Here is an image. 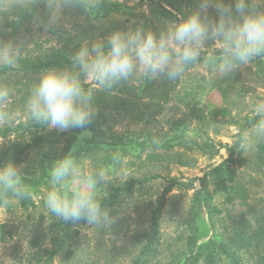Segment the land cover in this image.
Here are the masks:
<instances>
[{
  "label": "rangeland",
  "instance_id": "obj_1",
  "mask_svg": "<svg viewBox=\"0 0 264 264\" xmlns=\"http://www.w3.org/2000/svg\"><path fill=\"white\" fill-rule=\"evenodd\" d=\"M97 1L121 6L114 10L92 11L90 6ZM178 1L186 6L187 0ZM195 3L191 10L197 7L198 0ZM252 3L264 8L260 0H252ZM50 11L59 15V24L51 28L45 26ZM185 11L186 14L189 12ZM178 15L182 14L164 3L156 5L141 0H8L0 4V40H15L22 44L23 57H35L57 47L60 39L78 49L115 31L140 28L159 35ZM205 49L200 62L189 65L182 77L170 80L176 88L156 118V125L134 122L120 112L104 113L96 109L95 118L85 129H70L64 133L47 130L43 148L29 150L23 163L16 164L21 168L22 176L26 175V170L48 169L47 161L53 163L59 153H74L76 156L72 159L86 173L101 167L108 170L111 180L96 186L97 199L109 184L143 175L158 174L160 177L146 189L147 194L143 191L122 207L109 210L111 223L101 225L83 221L68 224L53 216L44 204L50 184L33 193L35 208L24 210L18 198L12 199L0 206V264H32L33 254L37 250L56 248L68 228L71 233L78 234L73 241L66 242L55 264H133L142 248L138 236L149 231L151 203L162 193L169 179L186 185L194 181V185L190 189L174 190L168 196L161 221V241L143 264H189L186 262L189 257L187 242L195 229L199 231L198 246L203 251L197 264H205L206 256L216 250L210 245L212 241L223 242L234 251L229 239L233 230L244 221L250 223L252 232L259 230L264 235V133L255 127L244 132L243 142L236 150L239 153L235 155V163L230 162L214 172L229 158L228 149L238 141L239 127L235 123L255 115L254 105L264 101V65L255 57L222 76L203 62L206 53H215L219 49L212 41L207 42ZM144 79L139 74L134 75L129 79V85L140 93ZM11 81L14 84L10 99L0 106V110L12 113L13 119L0 124V130L31 121L26 101L35 83L19 77H12ZM143 134L175 141L183 134L186 139L203 146L205 152L187 151L195 159L194 165L188 167L167 161L154 167L144 165L146 155L140 158L129 144L130 139L141 142ZM114 137L121 138L124 145H114ZM87 139L96 142L89 144ZM19 143L26 147L32 143L31 135L18 137L11 133L6 138L0 136V165L7 162L1 161L3 156ZM182 151L186 152L185 149ZM230 170L249 189L250 198L245 203L225 202ZM121 171H127L129 175L121 176ZM71 190V184L61 189L68 193ZM210 209H216L218 213L211 216ZM1 234L4 240H1ZM35 240L39 243L37 248L33 246ZM239 255L243 263L253 264L250 254L241 252ZM217 264L234 263L223 255L218 257Z\"/></svg>",
  "mask_w": 264,
  "mask_h": 264
},
{
  "label": "clouds",
  "instance_id": "obj_2",
  "mask_svg": "<svg viewBox=\"0 0 264 264\" xmlns=\"http://www.w3.org/2000/svg\"><path fill=\"white\" fill-rule=\"evenodd\" d=\"M58 24L59 15L50 11L45 26ZM208 41L219 49V55L208 52L203 62L222 76L264 56V8L252 0H198L197 7L178 15L159 35L138 28L115 31L85 44L71 54L70 68H50L40 74L26 101L28 117L57 133L85 129L97 114L93 107L95 90H111L137 74L145 79L180 78L189 65L201 61ZM22 54L21 43L0 40V67L16 65ZM85 83L90 87H84ZM9 99L10 90L0 86V106ZM253 112L262 117L255 128L264 133V101L257 102ZM12 119V113L0 110V124ZM49 172L44 204L53 216L73 224L111 223L108 210L95 194L98 184L111 180L106 168L86 173L66 156L56 160ZM119 175L129 173L121 171ZM68 184L72 185L70 193L62 192ZM9 192L18 198L29 195L21 168L11 161L0 165V193Z\"/></svg>",
  "mask_w": 264,
  "mask_h": 264
},
{
  "label": "trees",
  "instance_id": "obj_3",
  "mask_svg": "<svg viewBox=\"0 0 264 264\" xmlns=\"http://www.w3.org/2000/svg\"><path fill=\"white\" fill-rule=\"evenodd\" d=\"M6 1L8 0H0V4H4ZM141 2H149L156 5H162V3H164L182 15L186 14L185 10H187V12L190 11L191 7H194L196 4L195 0H187L185 7L183 6V3L178 0H141ZM225 2L228 3L230 0H225ZM120 6L121 4L119 3L97 1L90 6V9L92 11L99 12L102 10H114ZM76 50L77 48H72L68 41L60 39L58 46L52 47V49L48 52L35 57L21 56L16 65H13L12 67L0 68V86L7 87L11 92V87L14 84V82L11 81L12 77H19V79L22 80L28 79L36 83L40 74L45 70L50 68H70V56ZM214 54L219 55V51ZM257 58L264 65V56H258ZM129 84L130 81L128 80L121 82L111 90H95L93 107L98 111H103L104 113L106 111L109 113L110 111H115L116 113L120 112V115L123 114L124 117L130 118V120L137 123L142 122L148 125H156L158 123L156 118L163 112L165 105L169 102L171 93L176 88V85L171 83V81L167 78L144 79L142 89L140 93H138ZM84 87L87 88L90 87V85L84 84ZM261 118L262 117L255 115H249L246 116L242 122L235 123L239 127L238 141L235 146L228 149L229 158L225 160L224 163L216 167L214 172H218L224 165H227L230 162L235 163V155L239 153L236 152V150L243 142L244 132L252 127H255L258 120ZM47 130L48 129L46 127L37 125L32 121L27 123L21 122L14 127L5 126L4 129L0 130L1 137L6 138L11 133L16 134L18 137L30 134L32 143L27 144L26 147H24L22 143L12 146L9 152L3 156L1 161H11L18 165L23 163V159L27 158L29 155V150H33L35 147L43 148L44 144H46ZM141 138H144L141 142L140 140L136 141L130 139L132 141L129 140V144L137 150L140 158L141 156L146 155L142 164L152 165L153 167L155 165H161L166 161L171 164L173 163L185 167L192 166L195 163V159L187 151H194L197 149L205 152L203 146L195 141L186 139L183 134L177 138L176 141L167 139L166 137H159L157 135L145 136V134H143ZM113 139L115 140L114 145H124V141L121 138L117 139V137H114ZM86 141L89 144H94L96 142L93 139H87ZM177 148H180V150L176 151ZM15 149H17L18 152L12 153ZM182 149H185L186 152H183ZM66 156L73 158L76 155L74 153L69 155L59 153L55 158H53V163ZM47 163L49 164L48 169H42L40 172L38 170H26V175L22 176L23 183L27 185V191L29 193L28 196L18 198L14 197L10 192L0 193V206L14 198H18L20 206L24 210L35 208V203L32 200L33 193L39 188L49 184V171L53 163H51L50 160H48ZM229 175L230 186L228 187V191L226 193L225 202L227 204H231L236 201H240L242 203L247 202L250 198L249 189L241 181L235 178L234 171L230 170ZM159 177L160 176L158 174L143 175L142 177H130L125 181L109 184L104 188V193L99 198L102 207L108 211L122 207L136 195L142 194L143 191L146 192V189L151 187L152 182ZM193 185L194 181L186 185L184 183H180L176 179L167 180V185L163 189L162 193H160L156 197L155 201L151 203L152 207L150 211L149 231L138 236V242L142 244V248L140 256L133 262V264H143L154 248L159 245L161 241V221L163 219L164 210L168 204V196L174 190L190 189ZM217 213L218 211L216 209H210L211 216ZM3 228L4 227L1 226L2 230ZM2 234L1 240H4ZM77 234L78 232L73 234L71 233V229H66L62 236V242L56 248L37 250L31 257L30 262L32 264H55V260L59 256L66 242L73 241ZM229 240L230 247L234 249V251L227 248V245L223 242L212 241L210 245H214L216 250L206 256L205 264H217L218 257L223 255L228 256L234 264H245L239 255L241 252L250 254L249 257L253 261V264H264V249L262 248L264 235L261 234L259 230L252 232L250 223L246 221L240 223L239 226L233 230V236L231 235ZM198 242L199 231L198 229H195L193 231V235L188 238L187 242V252L189 257L186 262L189 264H197L201 259L203 251L199 248ZM33 246L35 248L39 246L37 240L33 241ZM207 247H209V245L206 246V248Z\"/></svg>",
  "mask_w": 264,
  "mask_h": 264
}]
</instances>
